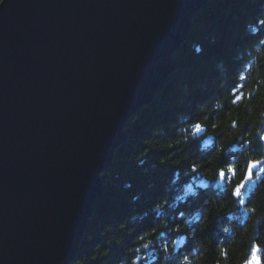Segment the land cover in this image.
Segmentation results:
<instances>
[{
  "label": "water",
  "instance_id": "95a60500",
  "mask_svg": "<svg viewBox=\"0 0 264 264\" xmlns=\"http://www.w3.org/2000/svg\"><path fill=\"white\" fill-rule=\"evenodd\" d=\"M212 1L3 0L0 264L72 263L130 119Z\"/></svg>",
  "mask_w": 264,
  "mask_h": 264
},
{
  "label": "trees",
  "instance_id": "16d2710c",
  "mask_svg": "<svg viewBox=\"0 0 264 264\" xmlns=\"http://www.w3.org/2000/svg\"><path fill=\"white\" fill-rule=\"evenodd\" d=\"M261 19L264 0L197 13L178 69L102 174L71 264H248L253 249L264 264V166L245 182L249 161L264 159Z\"/></svg>",
  "mask_w": 264,
  "mask_h": 264
},
{
  "label": "snow or ice",
  "instance_id": "6c2138e0",
  "mask_svg": "<svg viewBox=\"0 0 264 264\" xmlns=\"http://www.w3.org/2000/svg\"><path fill=\"white\" fill-rule=\"evenodd\" d=\"M3 3V0H0V4ZM259 24L260 25H264V19H261L259 21ZM196 128L197 130L200 129V125H196ZM260 140L264 141V136H261L260 137ZM255 167H258V165L254 162V163H251L249 164V169H250V174H251V170ZM221 175H223V173H221ZM237 197H240L241 195V187H238L236 190H235V193H234ZM257 251L258 249H253V253H252V259L248 262V264H261V261L259 259V257L257 256Z\"/></svg>",
  "mask_w": 264,
  "mask_h": 264
},
{
  "label": "rangeland",
  "instance_id": "374dc122",
  "mask_svg": "<svg viewBox=\"0 0 264 264\" xmlns=\"http://www.w3.org/2000/svg\"><path fill=\"white\" fill-rule=\"evenodd\" d=\"M252 185H253V182H251L250 186H252ZM250 186H249V187H250Z\"/></svg>",
  "mask_w": 264,
  "mask_h": 264
},
{
  "label": "bare ground",
  "instance_id": "6f19581e",
  "mask_svg": "<svg viewBox=\"0 0 264 264\" xmlns=\"http://www.w3.org/2000/svg\"><path fill=\"white\" fill-rule=\"evenodd\" d=\"M115 159V158H114ZM114 161V160H113ZM264 165V164H263Z\"/></svg>",
  "mask_w": 264,
  "mask_h": 264
},
{
  "label": "clouds",
  "instance_id": "9594fccd",
  "mask_svg": "<svg viewBox=\"0 0 264 264\" xmlns=\"http://www.w3.org/2000/svg\"><path fill=\"white\" fill-rule=\"evenodd\" d=\"M146 246V245H145Z\"/></svg>",
  "mask_w": 264,
  "mask_h": 264
}]
</instances>
